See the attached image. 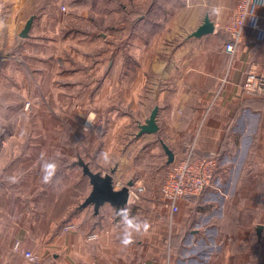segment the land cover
Listing matches in <instances>:
<instances>
[{"label": "crops", "instance_id": "1", "mask_svg": "<svg viewBox=\"0 0 264 264\" xmlns=\"http://www.w3.org/2000/svg\"><path fill=\"white\" fill-rule=\"evenodd\" d=\"M238 1L0 0V264L24 249L41 264H264V93L242 87L248 71H264V39L225 51L221 26ZM214 6V32L192 35ZM81 27L105 30L87 39ZM156 105V137L175 160L194 142L198 154L217 150L221 169L199 200L181 202L169 249L152 246L150 231L125 249L123 207H83L92 185L76 158L95 156L101 135L112 149L114 125L145 121ZM69 121L87 138L74 147ZM130 153L128 144L119 154ZM41 154L58 164L50 184L40 180ZM96 161L93 170H111Z\"/></svg>", "mask_w": 264, "mask_h": 264}, {"label": "rangeland", "instance_id": "2", "mask_svg": "<svg viewBox=\"0 0 264 264\" xmlns=\"http://www.w3.org/2000/svg\"><path fill=\"white\" fill-rule=\"evenodd\" d=\"M63 6H62V9H63ZM233 8H232V10H233ZM232 10H231V12H232ZM230 15H231V13H230ZM228 19L221 26L223 31H225L224 25L227 23ZM79 30L82 32L87 31V33L83 34L82 37L88 39L91 36V34L89 32L95 31V33H96V32H100V31L105 30V29L101 28V27L99 29H96V27H92V28L81 27V28H79ZM227 35H228V39H227V41H228L230 39V35H229V33H227ZM260 95H262V94H260ZM27 104H28V106H27ZM27 104H26V107L30 108L31 102H27ZM105 107H106V104H105ZM105 107L102 110V112L104 114H106V110H107V108H105ZM144 122L145 121L134 120L130 124H124V125L115 124L114 125L115 141H112V145H110L113 147L112 149H110V148H108L107 150L104 149V147L106 146V143H109V142L104 140L102 138L103 135H101V138H99V150H98V148L92 149L94 155L95 154L96 155L95 156L92 155L93 157H91V156H86V155L84 156V155L79 154L77 156L76 160L78 163L77 165H81L80 160H84V162L89 163L90 167L92 168L93 167L92 164H97L96 160L101 161V159H103V163L106 164L107 169H109V170L112 168L115 169V173H114L115 182L118 181V182L124 183L126 185L128 181H130V180L133 181V184L130 185L129 187H134L135 192L139 195V198H137L135 202H132V204L130 202V204L133 205L131 215L135 216L141 220L148 221V223L150 224L149 231L155 235L153 238L150 239L152 246L158 245V246H165V247L167 246L168 247V246H171L172 237L176 234L174 231L175 225L172 222V218L175 215H177V213L176 214L171 213L170 209L164 203H161L160 201H158L159 189H160L161 182H162V179L164 176V171H165V168L167 167V165H169L168 155H167V153L165 154V151L162 149L164 147H162V148L160 147L159 143H161L163 145V143H162L163 140L157 139L156 133L158 131L155 133H152V134H154L152 137L148 136V135H150V134H148V135H146V140H143L142 142L139 141V139L145 135V133H144V134H141L138 136V132L140 129L139 125L141 123H144ZM83 123L88 124L85 126H89L90 122L88 121V116L84 119ZM104 126L106 127L107 124L104 123ZM76 127H77V124L75 125L74 123H72L70 121L65 124L66 132L68 133V135H70L67 139H70V137H71L76 142L75 145L72 141L68 142V144H70L73 147L77 146V144L79 145V142L81 140L79 136H82L80 134V131H77ZM104 132H105V130L103 129L101 133H104ZM82 137H83L82 140L87 139L85 137V135H83ZM62 142H63V140H62ZM156 143L159 146H154V144H156ZM192 143H194V142H189V144H192ZM128 144L131 145L130 155H127V156L120 155L119 153H120V151H122V147L126 148ZM156 147H158L160 149L155 150L154 148H156ZM194 148H195V145H194ZM84 150H85V147H84ZM104 151H106L108 153V155L103 156ZM187 151H188V148L186 149V151L184 152L182 157L186 155ZM205 152H207V151H205ZM196 154L198 155L197 152H196ZM219 156H220V153H219ZM178 159H180V158H178ZM173 161H175V156H174ZM172 162H170V163H172ZM82 168H83V166H82ZM220 169H221V166H220ZM92 170H93V168H92ZM94 171H97V170H94ZM101 172L104 173L103 171H101ZM124 184H122V185H124ZM210 186H208L206 188V190H204L199 195V197H197L198 200L200 199V197L202 195H204L208 191L207 189ZM140 188H143V190H140ZM83 207L84 208H90V207L92 208V205L91 204L86 205V206L83 205ZM154 217L156 219H162L163 220L164 227L161 231H159L156 227V232H155V226H154L155 222L153 219ZM151 233H149L148 235H151ZM156 235H158V240H156ZM169 248L170 247H168V249ZM141 261H144V260H139L138 262H141Z\"/></svg>", "mask_w": 264, "mask_h": 264}, {"label": "built area", "instance_id": "3", "mask_svg": "<svg viewBox=\"0 0 264 264\" xmlns=\"http://www.w3.org/2000/svg\"><path fill=\"white\" fill-rule=\"evenodd\" d=\"M224 30L230 35V39L225 43V51L231 56L244 39H264V0H239L224 25ZM242 87L247 92L263 94L264 71L257 69L248 71ZM187 147L185 156L167 165L159 189L158 201L164 203L173 214L180 211L182 201L195 202L197 197L213 183L220 169V156L217 150L212 149L197 155L194 143H188ZM122 184L124 183L116 181L115 187L119 188ZM129 189L130 197L127 205H131L139 198L134 187ZM74 226L69 223L64 228L69 229ZM97 238V232H90L87 236L88 240ZM13 247L19 251L20 241H16ZM41 262L42 256L38 252L24 249L20 261L8 264H41ZM136 264H147V262L144 260Z\"/></svg>", "mask_w": 264, "mask_h": 264}, {"label": "water", "instance_id": "4", "mask_svg": "<svg viewBox=\"0 0 264 264\" xmlns=\"http://www.w3.org/2000/svg\"><path fill=\"white\" fill-rule=\"evenodd\" d=\"M34 19L35 15H31L27 19L22 31L20 32L22 37H27L29 35V31L33 25ZM214 30L215 23L211 19L210 15L207 14L203 23L192 32V35L200 37L202 35L214 32ZM158 112L159 107L156 105L152 109L145 122L139 125L140 129L138 136L144 133H155L159 130L160 126L157 121ZM162 143L165 152L168 155V162L170 163L174 160V152L165 142L162 141ZM80 164L83 166V172L89 176L90 183L92 185V189L83 203L84 206L89 204L93 205L94 212L98 214L100 212V208L105 203H109L115 207H125L127 205L130 197L129 186L133 184V181L130 180L126 185L124 184L121 187L116 188L114 180V168L108 172L102 173L101 171L92 170L89 163L84 162V160H80ZM261 228L262 225H259L258 229Z\"/></svg>", "mask_w": 264, "mask_h": 264}, {"label": "clouds", "instance_id": "5", "mask_svg": "<svg viewBox=\"0 0 264 264\" xmlns=\"http://www.w3.org/2000/svg\"><path fill=\"white\" fill-rule=\"evenodd\" d=\"M221 14V8L219 6H214L210 12V16H219ZM90 122V118L88 117ZM57 158H62L59 154ZM40 180L44 184H50L55 177L58 164L56 160L47 157L45 154H41L40 158ZM10 180H14L13 177H9ZM116 215L120 220V234H119V244L122 248L127 249L134 244L137 235L147 234L150 229V224L146 220H141L130 214V210L127 207L120 208Z\"/></svg>", "mask_w": 264, "mask_h": 264}]
</instances>
